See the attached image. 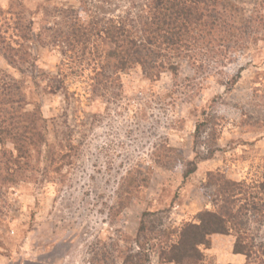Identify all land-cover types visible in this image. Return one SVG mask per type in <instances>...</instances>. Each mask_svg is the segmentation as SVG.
Wrapping results in <instances>:
<instances>
[{
    "label": "rangeland",
    "instance_id": "374dc122",
    "mask_svg": "<svg viewBox=\"0 0 264 264\" xmlns=\"http://www.w3.org/2000/svg\"><path fill=\"white\" fill-rule=\"evenodd\" d=\"M146 1L0 0L3 31H12L4 18L18 13L21 24L32 22L24 46L33 59L19 73L0 55V71L20 86L26 111L39 109L47 128L46 143L29 151L28 170L11 185L0 182V264H121V250L132 248L125 239L134 238L143 214L154 232L195 223L200 212L212 210L203 187L208 173L235 183L259 181L264 0H233L252 21L250 36L230 51L174 61L176 75L166 72L153 82L136 68L115 86H102L89 70L71 76L69 67L66 100L49 92L62 60L53 37L71 10L84 6L98 17L132 18ZM2 155L16 153L10 144L0 147L4 179ZM251 229L264 238V225ZM233 242L211 236L202 248L204 264L242 263L232 254ZM148 264H158L154 253Z\"/></svg>",
    "mask_w": 264,
    "mask_h": 264
},
{
    "label": "trees",
    "instance_id": "16d2710c",
    "mask_svg": "<svg viewBox=\"0 0 264 264\" xmlns=\"http://www.w3.org/2000/svg\"><path fill=\"white\" fill-rule=\"evenodd\" d=\"M71 11L65 29L53 37L62 60L51 78L54 84L48 86L51 94L62 92L65 100L69 67L71 76L89 70L90 80L102 86H115L120 75L136 68L156 82L166 72L176 75L174 61L198 52L230 51L251 33L247 30L252 21L245 20L233 0H147L132 18L98 17L84 6ZM19 15L14 20L4 18L12 23V31L0 27V55L21 73V66H33L24 46L31 40L32 22L21 24ZM238 77L232 79V85ZM25 106L20 86L0 71V147L10 144L16 153L14 158L2 155L9 176L0 178L2 184L11 185L14 178L21 177L32 162L29 151L46 143V121L41 112L26 111ZM202 126H197L196 133ZM203 187L212 210L200 212L195 223L154 232L146 223L149 214H143L134 238L125 239L132 248L121 250V264H148L153 253L158 264H204L202 248L209 247L213 235L233 237L232 253L242 256L244 264H264V238L258 240L251 229L252 224L264 225V164L257 183H235L219 173H208Z\"/></svg>",
    "mask_w": 264,
    "mask_h": 264
},
{
    "label": "crops",
    "instance_id": "0c3cea01",
    "mask_svg": "<svg viewBox=\"0 0 264 264\" xmlns=\"http://www.w3.org/2000/svg\"><path fill=\"white\" fill-rule=\"evenodd\" d=\"M232 254H233V253H232ZM233 256H234V257H238L239 259H242V258H243V257L240 256V255H234V254H233ZM243 259H244V258H243ZM241 262H242V263H240V264H244V260H242Z\"/></svg>",
    "mask_w": 264,
    "mask_h": 264
}]
</instances>
